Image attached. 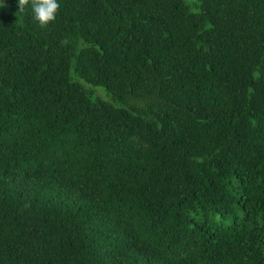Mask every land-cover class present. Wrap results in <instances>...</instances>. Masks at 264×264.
<instances>
[{"label":"trees","instance_id":"16d2710c","mask_svg":"<svg viewBox=\"0 0 264 264\" xmlns=\"http://www.w3.org/2000/svg\"><path fill=\"white\" fill-rule=\"evenodd\" d=\"M1 1L0 264H264V0Z\"/></svg>","mask_w":264,"mask_h":264},{"label":"clouds","instance_id":"9594fccd","mask_svg":"<svg viewBox=\"0 0 264 264\" xmlns=\"http://www.w3.org/2000/svg\"><path fill=\"white\" fill-rule=\"evenodd\" d=\"M31 5L34 20L42 27H47L54 22L60 9L58 0H18V13L24 12ZM0 6H3L0 4Z\"/></svg>","mask_w":264,"mask_h":264},{"label":"rangeland","instance_id":"374dc122","mask_svg":"<svg viewBox=\"0 0 264 264\" xmlns=\"http://www.w3.org/2000/svg\"><path fill=\"white\" fill-rule=\"evenodd\" d=\"M0 4H2L3 6H0V9H4V10H10V7L9 5L3 3L1 0H0ZM101 92V91H100Z\"/></svg>","mask_w":264,"mask_h":264}]
</instances>
